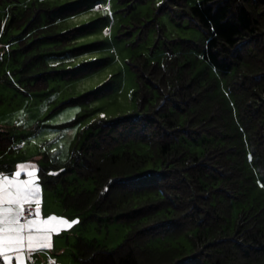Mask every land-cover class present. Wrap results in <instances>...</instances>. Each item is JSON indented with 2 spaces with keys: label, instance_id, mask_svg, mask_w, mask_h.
<instances>
[{
  "label": "trees",
  "instance_id": "obj_1",
  "mask_svg": "<svg viewBox=\"0 0 264 264\" xmlns=\"http://www.w3.org/2000/svg\"><path fill=\"white\" fill-rule=\"evenodd\" d=\"M19 3L0 0V44H16L7 64L18 79L9 85L27 97L48 89L46 39L70 45L53 17L75 9ZM188 15L218 77L189 62L190 42L162 63L144 60L135 67L136 114L100 117L66 159L46 157L42 183L65 209L128 227L113 249L80 237L77 264H264V205L250 201L264 185V0H203ZM4 136L1 153L12 143Z\"/></svg>",
  "mask_w": 264,
  "mask_h": 264
},
{
  "label": "rangeland",
  "instance_id": "obj_2",
  "mask_svg": "<svg viewBox=\"0 0 264 264\" xmlns=\"http://www.w3.org/2000/svg\"><path fill=\"white\" fill-rule=\"evenodd\" d=\"M33 1L21 0L18 8ZM44 1L75 9L53 17L52 25L66 33L70 45L63 47L64 36L46 39L44 62L52 72L47 90L25 97L9 85L18 79L7 64L16 44L6 38L0 44V132L12 142L0 152V264H77L80 237L110 249L119 246L128 233L126 225L86 219L65 209L58 194L45 188L41 169L46 157L66 159L79 132L100 117L136 114L135 67L144 60L162 63L171 53L188 49L190 42L195 47L189 49V62L198 72L209 70L218 77L202 61L204 33L188 17L189 7L203 0ZM97 89L102 93L91 102L53 112L62 102ZM250 201L264 205L261 181ZM29 208L36 214L22 223Z\"/></svg>",
  "mask_w": 264,
  "mask_h": 264
},
{
  "label": "built area",
  "instance_id": "obj_3",
  "mask_svg": "<svg viewBox=\"0 0 264 264\" xmlns=\"http://www.w3.org/2000/svg\"><path fill=\"white\" fill-rule=\"evenodd\" d=\"M35 214H36L35 209H33V208L26 209L24 214H23V217L20 219V221L22 223H24L27 218L32 217Z\"/></svg>",
  "mask_w": 264,
  "mask_h": 264
}]
</instances>
